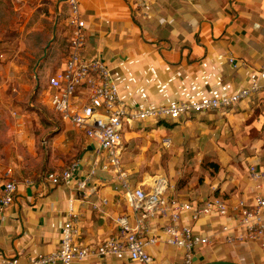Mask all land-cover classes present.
Instances as JSON below:
<instances>
[{
    "label": "crops",
    "instance_id": "1",
    "mask_svg": "<svg viewBox=\"0 0 264 264\" xmlns=\"http://www.w3.org/2000/svg\"><path fill=\"white\" fill-rule=\"evenodd\" d=\"M78 1L87 24L85 58L99 57L105 61L119 87L121 99L132 108L154 109L177 101L220 97L253 82L264 86L261 57L264 50V0ZM57 3L59 16L63 10L69 13L67 0H57ZM61 35L58 28L55 44ZM67 36L70 37V32ZM66 59L59 71L64 68ZM144 123L157 126L160 135L170 132L172 127V131L181 127L190 134L200 132L214 137L215 128L224 137L231 134V130L236 132L244 123L243 127L257 129L260 135H264V88L257 96L227 113L192 114L177 123ZM128 133L133 131L127 132L125 137ZM160 135L150 137L161 143ZM150 146L159 148L157 143ZM140 181L134 182L132 177L133 186ZM147 181H153V178H147ZM254 190V184L248 178L241 189L227 198H251ZM74 197L77 195L72 183L56 186L40 183L20 189L2 215L0 258L23 259L57 251L68 200ZM100 198L109 201L102 207L106 216L90 205L100 204ZM78 200L76 207L83 214L79 243L88 245L117 234L114 219L127 209L111 187H102L90 198L86 197L84 205ZM221 223V220L202 221L201 230L204 235H212L211 232ZM149 251L160 264L180 260L176 250L161 244ZM216 261L264 264V249L256 243L227 245L220 234L210 247L197 254L194 264ZM100 264L136 263L118 257L104 259Z\"/></svg>",
    "mask_w": 264,
    "mask_h": 264
},
{
    "label": "built area",
    "instance_id": "2",
    "mask_svg": "<svg viewBox=\"0 0 264 264\" xmlns=\"http://www.w3.org/2000/svg\"><path fill=\"white\" fill-rule=\"evenodd\" d=\"M70 29L69 53L64 68L48 82L47 98L63 123L81 131L87 141V156L73 161L58 173H48L41 183L54 186L72 183L77 197L68 200L66 218L61 226L59 249L52 253L29 255L23 259L0 258V264H72L90 261L100 264L104 259L126 257L136 264H160L149 249L164 245L176 250L180 260L166 264H194L197 254L213 243L220 234L225 243L236 246L256 243L264 249V168L248 167L254 184L251 198L231 200L212 195L203 201L178 198L171 194L170 181L155 176L132 185L130 173L124 168L125 134L138 123H177L192 114L225 113L236 105L257 96L264 86L253 82L234 93L220 97L177 101L154 109L128 106L120 97L119 87L108 65L101 58L87 59V24L78 0H67ZM264 72V50L262 52ZM171 140L163 146L169 148ZM109 186L123 200L127 211L115 219L117 234L88 245L78 242L83 216L76 201L86 204L102 188ZM20 184L9 175L0 190V225L2 215L15 200ZM81 197V198H80ZM100 204L90 203L102 216ZM221 220L212 235H204L202 221Z\"/></svg>",
    "mask_w": 264,
    "mask_h": 264
},
{
    "label": "rangeland",
    "instance_id": "3",
    "mask_svg": "<svg viewBox=\"0 0 264 264\" xmlns=\"http://www.w3.org/2000/svg\"><path fill=\"white\" fill-rule=\"evenodd\" d=\"M57 4L0 0V190L9 175L21 190L31 188L88 154L83 133L63 123L47 98L49 79L62 67L70 38L69 13L59 16ZM58 28L62 35L55 44ZM146 124L125 137L123 163L134 182L165 176L171 194L200 202L212 195L232 197L249 178L250 165L264 167V135L245 123L224 137L215 128L214 137L181 127L160 135L157 126ZM156 134L161 143L152 141ZM166 139L169 148L163 146ZM156 143L158 149L150 146Z\"/></svg>",
    "mask_w": 264,
    "mask_h": 264
},
{
    "label": "water",
    "instance_id": "4",
    "mask_svg": "<svg viewBox=\"0 0 264 264\" xmlns=\"http://www.w3.org/2000/svg\"><path fill=\"white\" fill-rule=\"evenodd\" d=\"M54 37H55V32H54ZM49 46V45H48ZM47 49L48 47H46V49L44 50V56L43 58L46 56L47 54ZM93 150V146L89 147L87 149V151H92ZM205 264H236V263H231V262H226V261H216V262H211V263H205Z\"/></svg>",
    "mask_w": 264,
    "mask_h": 264
}]
</instances>
